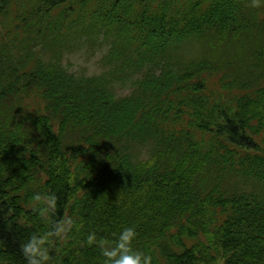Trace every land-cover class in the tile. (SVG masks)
<instances>
[{"label": "trees", "instance_id": "trees-1", "mask_svg": "<svg viewBox=\"0 0 264 264\" xmlns=\"http://www.w3.org/2000/svg\"><path fill=\"white\" fill-rule=\"evenodd\" d=\"M62 225L49 264L125 227L152 264H264V0H0V264Z\"/></svg>", "mask_w": 264, "mask_h": 264}, {"label": "clouds", "instance_id": "clouds-1", "mask_svg": "<svg viewBox=\"0 0 264 264\" xmlns=\"http://www.w3.org/2000/svg\"><path fill=\"white\" fill-rule=\"evenodd\" d=\"M255 6V5H253ZM55 196L42 198L40 194L34 195V210L47 211L55 205ZM70 231L65 226H60L56 231H48L43 236L33 233L22 245V253L26 264H49V247L53 238L66 240ZM137 233L132 227L123 228L115 239L113 246L104 248L105 264H152V256L133 248ZM88 242L95 240V235L88 236Z\"/></svg>", "mask_w": 264, "mask_h": 264}, {"label": "rangeland", "instance_id": "rangeland-1", "mask_svg": "<svg viewBox=\"0 0 264 264\" xmlns=\"http://www.w3.org/2000/svg\"><path fill=\"white\" fill-rule=\"evenodd\" d=\"M106 51V45H90L84 43L82 46L72 51L64 50L61 58L64 65L71 70L92 75L101 71L99 59Z\"/></svg>", "mask_w": 264, "mask_h": 264}]
</instances>
